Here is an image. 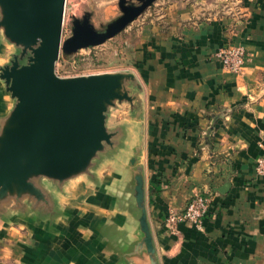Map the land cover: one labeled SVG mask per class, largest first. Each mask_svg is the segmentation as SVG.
Wrapping results in <instances>:
<instances>
[{
    "label": "crops",
    "instance_id": "0c3cea01",
    "mask_svg": "<svg viewBox=\"0 0 264 264\" xmlns=\"http://www.w3.org/2000/svg\"><path fill=\"white\" fill-rule=\"evenodd\" d=\"M223 5L157 0L122 30L140 88L136 107L109 113L108 126L123 128L118 149L91 176L51 188L54 216L0 217V264H151L139 245L136 165L156 264H264V0ZM100 7L88 12L93 25L114 16V5ZM225 45L246 49L241 72L215 57ZM13 49L0 37L8 61ZM12 105L0 80V116ZM196 193L210 196L203 228L183 221L169 231L168 214Z\"/></svg>",
    "mask_w": 264,
    "mask_h": 264
},
{
    "label": "water",
    "instance_id": "95a60500",
    "mask_svg": "<svg viewBox=\"0 0 264 264\" xmlns=\"http://www.w3.org/2000/svg\"><path fill=\"white\" fill-rule=\"evenodd\" d=\"M66 0H0V37L15 48L0 66V80L13 100L0 116V217L14 214L44 219L57 213L51 188L92 175V169L118 149L121 126L109 127L112 108L136 107L140 88L132 71L60 76L61 50L72 53L103 43L121 32L155 0H119L121 15L97 29L86 13L73 20L62 40ZM136 156L130 164L136 165ZM134 197L143 233L139 245L156 264L145 210L142 167L136 165Z\"/></svg>",
    "mask_w": 264,
    "mask_h": 264
},
{
    "label": "rangeland",
    "instance_id": "374dc122",
    "mask_svg": "<svg viewBox=\"0 0 264 264\" xmlns=\"http://www.w3.org/2000/svg\"><path fill=\"white\" fill-rule=\"evenodd\" d=\"M156 1L157 0H155V2ZM223 1L224 11H231L232 7L238 3V0ZM118 2L119 0H114L108 3L97 2V0H69L64 13L62 40L72 34L73 20L75 17L82 18L89 11L94 13L98 10L100 5V8L103 9L114 5L113 17L110 16V18L104 20L95 17L96 23L94 26L97 29H103L108 22L121 15L122 12ZM135 2L139 3L138 0H135ZM149 7H147V9ZM125 40L126 35L123 34L122 31L103 43L90 47H83L72 53H65L61 50L56 63V71L60 76H77L128 70L130 65V51L125 48ZM7 61L8 55L0 54V63Z\"/></svg>",
    "mask_w": 264,
    "mask_h": 264
},
{
    "label": "built area",
    "instance_id": "2783aa9c",
    "mask_svg": "<svg viewBox=\"0 0 264 264\" xmlns=\"http://www.w3.org/2000/svg\"><path fill=\"white\" fill-rule=\"evenodd\" d=\"M246 55V50L240 45H225L215 53V57L225 67L234 72H241L243 70ZM256 171L258 174L264 176V154L257 158ZM209 206L210 196L196 193L189 199L182 210L172 211L168 214L165 219V225L169 231L176 232L179 223L189 221L193 223L196 228L202 229L203 219L209 211Z\"/></svg>",
    "mask_w": 264,
    "mask_h": 264
},
{
    "label": "bare ground",
    "instance_id": "6f19581e",
    "mask_svg": "<svg viewBox=\"0 0 264 264\" xmlns=\"http://www.w3.org/2000/svg\"><path fill=\"white\" fill-rule=\"evenodd\" d=\"M66 2V1H65Z\"/></svg>",
    "mask_w": 264,
    "mask_h": 264
}]
</instances>
